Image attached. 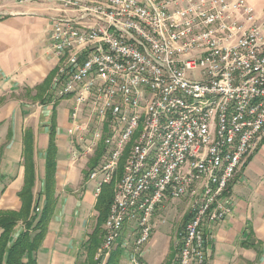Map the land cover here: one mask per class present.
<instances>
[{
	"label": "built area",
	"instance_id": "built-area-1",
	"mask_svg": "<svg viewBox=\"0 0 264 264\" xmlns=\"http://www.w3.org/2000/svg\"><path fill=\"white\" fill-rule=\"evenodd\" d=\"M20 1H52L62 13L51 33L53 51L64 60L53 88L56 97H73L68 130L72 161L96 154L99 148H91L92 135H99L105 148L103 162L89 175L97 182L98 195L125 154L123 142L134 128L138 106L154 96L143 144L137 145L101 258L108 257L118 220H125L138 227L130 264H148L142 252L152 237L157 208L166 199L188 200L202 174L212 173L197 206H189L190 219L179 235L178 241L187 240L186 249H179L177 241V264H187L190 247H198L196 264H209L211 228L233 212L234 197L225 177L247 142L260 137L264 127V15L247 0ZM187 94L221 99L219 122L239 135L228 151L222 184L214 183L222 131L211 156L195 166L207 115L179 113V106L189 104ZM233 104H240V111H235L232 123H225ZM78 108L87 109V116H79ZM162 111H170L162 152L156 164L149 165L138 194H131L133 173L143 162L146 142ZM94 120H102V129H94ZM147 179H155V186H147ZM142 190H149V198H142ZM126 206H133L132 216H125Z\"/></svg>",
	"mask_w": 264,
	"mask_h": 264
},
{
	"label": "crops",
	"instance_id": "crops-1",
	"mask_svg": "<svg viewBox=\"0 0 264 264\" xmlns=\"http://www.w3.org/2000/svg\"><path fill=\"white\" fill-rule=\"evenodd\" d=\"M247 1L261 17L264 15V6ZM61 15L52 1L23 4L20 0H0V214L21 213L25 208L21 194L28 188L32 201L27 221L34 216L35 204L45 199L54 136L57 206L37 254L38 264H79L86 259L93 237L103 243L106 233L97 210V182L88 177L103 162L104 154L99 151L88 160L72 161L68 151L73 139L68 130L73 97H56L53 88L64 62L53 51L51 41L54 20ZM80 111L87 116V109ZM256 146L259 150L255 152L254 147L230 183L232 214L211 228L209 264H264V141ZM170 200L153 215L152 237L142 252L148 264L177 263L181 231L174 217L179 208ZM27 221L16 223L13 240L26 231ZM132 232L136 239L138 230ZM132 232L124 227L115 245L114 250L123 243L120 264H127L131 248L124 246L128 243L124 239L132 238ZM113 251L100 258L98 250L99 264H106Z\"/></svg>",
	"mask_w": 264,
	"mask_h": 264
},
{
	"label": "bare ground",
	"instance_id": "bare-ground-1",
	"mask_svg": "<svg viewBox=\"0 0 264 264\" xmlns=\"http://www.w3.org/2000/svg\"><path fill=\"white\" fill-rule=\"evenodd\" d=\"M247 78H256V75H247ZM187 101L189 104L185 106H179V113L183 114H192L195 111L199 112V115H207V120H205L204 125V134L205 138L201 142L200 147V156L195 158V166H202L203 157H209L212 153V148L217 142H219V137L221 133L220 148L217 152V159L215 161V171H214V183L222 184L225 177V170L228 165V151L230 148H234V143L239 142V135H232L231 126H223L222 122H219L221 112H223V102L221 99H209L207 96H201L196 94H187ZM154 103V96L145 97V106H138V114L135 117L134 128L128 130L126 141L123 142V151L127 144L134 139L132 143L130 156L126 161L124 166V173L122 179L115 189L114 200L110 209V215L107 219L105 225V239L108 238V233L111 232L113 218L117 213L119 205V196L121 195L122 189H124L126 179L131 171L132 163H134V155L136 154L137 145L143 144V137L146 133V127L148 122V117L150 116V108H152ZM207 108H210L207 114ZM235 111H240V104H233V111H228L225 114V123H232L235 119ZM81 111L78 108V115L80 116ZM169 120H170V111H162L161 116L157 120V127L151 133V138L147 140L146 146L144 149L143 162H140L138 169L133 173L132 182L130 185V193L138 194L141 180L147 176L149 171V165L156 164V157L158 153L162 152L163 139L165 134L169 131ZM101 124L102 120H96L94 124ZM139 131V134L135 133ZM264 138V127L260 128V137H254V141H248L246 147L243 148L242 152L238 154L232 171L225 177V186H229L233 177L236 175L238 170L241 168V165L245 161L246 157L254 150L256 144ZM99 135H93L91 140V148H98ZM133 141V140H132ZM123 158V157H121ZM119 167L113 171L112 176L109 178L108 183H110L118 172ZM212 173H203L202 177L198 180L195 191H192L189 206H197L202 194L206 187L211 184ZM147 186H155V179H147ZM142 198H149V190H142ZM190 208V207H189ZM190 211V210H189ZM133 206L125 207V216H132ZM125 220H118V229L112 235L111 239V248L109 252L113 249L115 243L121 238L122 231L125 227ZM182 235V232L180 233ZM138 238V236H137ZM187 240H180L179 249H186ZM108 252V253H109ZM195 254H198V247H190V253H188L187 264H196Z\"/></svg>",
	"mask_w": 264,
	"mask_h": 264
},
{
	"label": "trees",
	"instance_id": "trees-1",
	"mask_svg": "<svg viewBox=\"0 0 264 264\" xmlns=\"http://www.w3.org/2000/svg\"><path fill=\"white\" fill-rule=\"evenodd\" d=\"M139 134V131L135 135ZM134 138V137H133ZM127 144L124 148L125 154L120 162L118 172L116 177L107 185L102 187L100 194L98 195V205L97 210L99 212V221L101 224L106 225L107 219L110 215V209L114 200L115 190L122 179L123 167L126 161V156L128 154L129 148L131 151L132 143L134 139ZM133 140V141H132ZM131 145V146H130ZM54 136L52 134L49 157L47 161V175H46V189H45V199L42 204L38 202L34 206V216L28 220L30 214L32 195L30 190L27 188L21 194V198L25 203V208L21 213L16 214L13 212L0 214V264H38L37 254L41 248V245L45 239L47 232V226L53 216V212L57 206V197L54 191L55 173H56V161H55V149H54ZM98 151L100 154L105 152L103 145L98 146ZM128 148V149H127ZM127 157V160L130 156ZM102 154V155H103ZM89 177V176H88ZM120 180V181H119ZM116 186V188H115ZM41 195V194H40ZM41 207V209H40ZM37 210H40L38 212ZM27 221L26 231L23 232L16 240H13L11 234L13 232L16 223L19 220ZM189 221V220H187ZM105 232V231H104ZM98 234H101L99 231ZM93 237V240L88 245V254L84 261L79 262V264H99L100 259L96 258V254L102 251V244L100 240ZM105 239V234H104ZM100 248V249H99ZM113 251V250H112ZM124 255L123 243H119L118 247L111 252L110 257L106 264H120L122 256ZM101 258V254H100ZM177 264V263H176Z\"/></svg>",
	"mask_w": 264,
	"mask_h": 264
},
{
	"label": "rangeland",
	"instance_id": "rangeland-1",
	"mask_svg": "<svg viewBox=\"0 0 264 264\" xmlns=\"http://www.w3.org/2000/svg\"><path fill=\"white\" fill-rule=\"evenodd\" d=\"M253 2H257L258 4H260V5H262V6H264V0H252ZM81 116H82V114H81ZM86 116V115H85ZM71 119V118H70ZM94 129H102V123L101 124H99L98 125V123H96V124H94ZM92 139H93V135H92ZM262 139H264V138H262ZM262 139L256 144V145H259V144H261V142H262ZM98 145H99V147H100V139L98 140ZM131 146V145H130ZM257 147V146H256ZM256 147H255V149H256ZM128 149V148H127ZM259 150V148L257 149V151ZM129 151H130V148H129ZM129 151H128V154H127V156H126V161H127V157H128V155H129ZM124 156V155H123ZM253 156V155H252ZM249 159L250 158H248L247 159V161H249ZM121 160H122V158H121ZM126 161H125V164H126ZM247 161H246V163H247ZM125 164H124V166H125ZM244 166H245V164L242 166V168L240 169V171L244 168ZM124 167H123V173H124ZM241 173V172H240ZM240 173H238V175L240 174ZM237 175V176H238ZM122 176H123V174H122ZM236 176V177H237ZM121 180V179H120ZM119 180V181H120ZM230 186V185H229ZM115 188H116V186H115ZM115 190V189H114ZM169 203H171L172 205H174L175 207H178L179 208V210H177L176 211V215H175V217H174V221H176L175 223L176 224H179V230L181 231V232H183L184 231V229H185V226H186V224H187V220H189L190 219V216H189V205H190V199L188 198V200H185V199H182V200H170L169 201ZM178 221V222H177ZM130 224H132V225H130ZM125 229H126V231H129V234H131V232L133 231V230H135L136 229V232H137V230H138V228H137V225L136 224H134V223H128L127 225H125ZM123 231H124V229H123ZM123 231H122V233H123ZM132 238H125L124 240L125 241H127L128 243L126 244H124V246L125 247H132V245L134 244V242H135V240L136 239H134L135 237L133 236V232H132V236H131ZM121 238H122V234H121ZM119 241V240H118ZM118 241H117V243H118ZM117 243H115V245H117ZM103 245V244H102ZM115 245L113 246V249L112 250H114V248H115ZM103 247V246H102ZM100 254L102 255V251L100 252ZM100 254H98L99 255V257H100ZM129 251H128V254H127V257H126V261H127V264H130L129 263V261H130V259H129ZM129 259V260H128Z\"/></svg>",
	"mask_w": 264,
	"mask_h": 264
}]
</instances>
